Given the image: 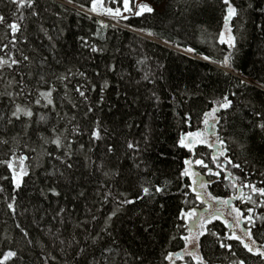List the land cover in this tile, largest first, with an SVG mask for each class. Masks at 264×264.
<instances>
[{"label":"trees","instance_id":"1","mask_svg":"<svg viewBox=\"0 0 264 264\" xmlns=\"http://www.w3.org/2000/svg\"><path fill=\"white\" fill-rule=\"evenodd\" d=\"M156 5H162L161 9H155V14H145L144 17H130L123 21L120 26L109 25L107 29L100 28L97 19L91 15L85 8L90 7V0H37V8L40 17H32L31 10L25 9L26 19L24 20L25 29L23 36L27 37V44H17L16 48L9 43L8 29L0 25V47L3 44H9V48L0 51V56L11 55L15 51L19 58L18 51L23 52L34 60L39 61L44 56L48 57L51 70L56 73H67L71 69L77 76L68 84V98H64L63 85L57 83V92L54 93L55 103L61 114L67 113L69 117L76 116L77 119L83 117L85 104L83 100L73 91L79 83H84L88 88V97L92 106L96 109L94 119H100L103 125L109 128H117L121 135L117 138L118 151L123 154L126 148L123 145L125 138L128 140H141L142 136L147 134L151 137V147L148 151L142 153V159L146 162L150 174L148 179L154 183H163L171 181V192L173 194L164 198L158 197L160 202L164 203V210L159 209L158 204L148 203L147 199L139 202L137 205L129 206L133 211H122L118 214L119 218L114 217L115 226L111 230L112 236L101 233L104 219L111 213L115 205L106 203L101 205L95 192L98 183L105 178L97 172L95 176L85 175L81 177L79 171L74 178V185H83L76 187L60 182L58 190L62 196L58 199L50 197L49 200L41 201L39 189L45 187L48 183L55 184L54 180H44L43 169L35 167L37 160L49 171H52L53 165L59 166V161H53L43 156H37L36 153H29L32 156V165L34 173L32 178H25L26 186L17 197L16 213H11L7 204L11 202L10 197L14 195L9 181H0L5 191L0 193V251L6 250L8 245L3 242L5 236L15 238L18 242L21 237L16 224L27 229L33 238L46 246V251L52 252L57 256V260L52 264H71V249L67 254H62L60 248L53 244L52 240L44 236L35 225V219L44 215L46 209L48 215L42 221V227L45 230L49 227H61L52 219L53 210L59 207H66L72 213L69 218L72 222L79 220L91 221V216L95 215V222L87 223V232L76 229L70 222L67 230L61 229L63 236L61 238L71 239L76 235L81 242L86 236L91 237L97 233L102 237L97 245L89 246V252L95 253V258L100 264H104L102 256L103 247H115L111 243L114 239L115 244L119 245L120 255L116 256L119 264H137L131 254L145 257L146 264H168L163 259L166 252H180L184 241L179 239L181 234L186 235V229H177L175 227L176 214L178 208L185 207L181 201L185 198L176 188V176L178 168L182 166V158L189 154L182 149L174 147V142L178 138L180 130L195 131L197 127H203L200 124L202 113L212 106L209 101L219 99L223 94L232 91L239 95L233 97L236 108L228 114L230 124L226 132V138L229 143V156L237 163L242 165L240 169H232L230 165L226 166V172H231L240 177L236 181L238 188L245 193L250 190L242 188L243 183L250 182L258 187H264L261 183L264 176V139L262 133L254 128L257 123L252 115L253 106L256 111H264V35L255 26L264 23V17L258 13H241L242 19L236 22V27L246 28L247 33L255 35V40L243 43L241 51L234 60V66L229 71L228 76H224L225 69H218L216 65L204 61L203 55L212 56L215 59H222L227 53L226 45L216 43L217 35L223 25L224 5L220 0H199V3L193 5L191 9H185L183 0H150ZM233 4L242 9H246L249 0H232ZM110 7L120 5L113 4L106 0ZM84 5V8L79 7ZM178 9H185L184 15H178ZM14 6L8 3V0H0V14H3L10 23L11 13ZM79 13V15H77ZM43 24L48 30V35L52 37L49 41L46 36L39 32V25ZM145 29L155 33L154 36H147L145 33L133 31L132 29ZM99 30V32H97ZM81 37L86 39L89 45H95L103 49L102 53H92L89 48L82 46ZM207 37V39L205 38ZM167 40L170 43L165 44ZM179 42L182 47H192L196 49V55L186 54L178 51L174 46ZM249 43L251 47H249ZM55 45L53 48L52 45ZM192 55V56H191ZM57 60L59 63H57ZM143 61V63H139ZM164 65L165 70L162 73L163 78L159 79L158 66ZM115 66L116 71L108 69ZM86 73L88 80L78 76V72ZM99 73V75H97ZM148 74L155 84L147 83L143 80L145 74ZM71 76V73H68ZM5 79L0 81V92L6 88V82L10 78L7 71L3 74ZM51 79H55L51 77ZM243 80L247 87H236L238 81ZM107 81L108 89L105 91V103L97 107L96 102L100 97V87ZM137 81L140 83L138 84ZM200 85L199 88L196 86ZM92 86L96 91L92 92ZM152 91L160 96V103L157 105L148 99ZM175 96V100H173ZM190 97V98H189ZM68 99L80 105L79 109H73ZM135 101V103H133ZM186 101V102H185ZM6 103V101H4ZM3 111V109H0ZM177 113L179 115H177ZM191 114L192 128L181 126L180 118L185 114ZM47 114V112H45ZM54 115V114H53ZM140 124V128L129 130L127 124ZM85 129L92 127L89 121L82 122ZM2 127V126H0ZM19 128V125L17 126ZM36 139L33 136V141ZM80 142L88 143V136L85 135ZM111 142V141H109ZM31 143V142H30ZM242 145L244 147H242ZM35 146V144H33ZM78 147V145H77ZM54 149V146H52ZM17 151H22L17 149ZM5 149L0 148V158L4 157ZM104 152L103 145L92 153V158L102 156ZM197 155L203 157L214 171H219L211 161V152L208 148L198 146ZM84 156L77 153L75 162L76 169H81ZM131 164V160H128ZM203 175L206 169H196ZM128 169L125 168V172ZM36 173H39L37 179ZM7 171L0 168V175H6ZM226 173H221L220 177L205 176L207 180L212 181L207 191L213 196L222 199H228L237 195V191L232 188L231 177L225 179ZM43 181V183H42ZM190 183V181H186ZM128 190V184L121 181L119 185L112 188L113 193ZM85 191L87 198L79 200L74 199L76 192ZM139 189L133 187L128 191L130 196H135ZM259 199V197H254ZM187 207L200 208L201 203L195 199V194L188 191ZM147 204V207L144 205ZM234 207L245 211L253 207L251 204L242 203L240 200L234 202ZM39 207L38 213L35 208ZM155 207L156 211L151 209ZM67 217V213L65 214ZM254 215H264V208H255ZM151 217L156 223L150 233L143 232V221ZM257 227L253 229L254 239L257 245L264 244V225L257 221ZM246 223L243 224L245 228ZM209 229L217 232L223 239L224 235L230 231L225 228L220 220H214ZM139 230V231H138ZM176 239H172V237ZM247 239V238H246ZM202 253L211 261V264H231L232 260L244 259L246 264H264L258 257L249 254L239 241L224 240L225 243L232 245V251L236 253L233 257L226 249L219 247V242L215 237L207 235L201 237ZM247 241V240H246ZM251 241H249V244ZM13 247H20L17 243ZM40 249L29 255L25 264H40L37 256ZM111 255H116L115 252ZM91 259V256H89ZM185 261L192 264L191 258ZM177 263V264H185Z\"/></svg>","mask_w":264,"mask_h":264},{"label":"snow or ice","instance_id":"2","mask_svg":"<svg viewBox=\"0 0 264 264\" xmlns=\"http://www.w3.org/2000/svg\"><path fill=\"white\" fill-rule=\"evenodd\" d=\"M105 2L106 0H90V7L85 8V11L98 16H107L117 23L120 20L127 21L130 15L139 18L144 17L145 14H155V8L146 3H138L133 6L132 0H110L111 3L120 5L113 8L105 7ZM8 3L14 6V10L11 13L12 20L9 23L6 16L0 14V25H4L8 29L9 43L15 49L17 44L28 43L27 37L23 36V31L26 27L23 23L26 19L24 10L30 9L31 16L36 18L40 17V12L37 8V0H8ZM68 3H73V0H68ZM183 3L185 9H191L193 5L199 3V0H183ZM220 3L225 7L223 25L218 32L216 43L226 45L228 51L222 59H215L209 55H203L201 58L216 65L218 69H225L226 71L223 75L227 77L229 71L233 69L234 60L241 51L243 43L256 39L255 35L247 33L246 28H237L236 22L242 19V11L245 14L249 12L258 13L260 17H264V0H249L246 9L236 7L232 0H220ZM79 7L84 8L85 6L79 5ZM185 9H178V15L183 16ZM124 13L130 15H125ZM97 23L100 28L107 29L109 27L108 24L102 21H97ZM255 27L259 29L261 35H264V23L257 24ZM38 30L49 41L52 40L43 24L39 25ZM132 30L145 33L148 36L155 35L150 30L135 28ZM205 38L207 39V37ZM81 40L82 46L89 48L92 53L103 52V49L95 45H89L88 41L83 37H81ZM164 43L169 44L170 42L165 40ZM174 46L178 51L190 53L193 56L197 54L196 49L182 47L179 42H175ZM52 47L54 48L55 45L53 44ZM249 47H251L250 43ZM8 48L9 44H3V47H0V51H5ZM17 51L19 58H17L15 51L11 55H6V57L0 56V81L5 79L3 75L5 71L11 74L6 82L5 90L0 92V109H3V111H0V126H2L0 127V148L5 149V158H0V168H4L7 171L6 175H0V181H9L12 191L15 193L10 197L11 202L7 204L8 210L13 214L16 213L17 197L26 186L25 178L31 179L34 173L31 163L33 158L29 153H36L38 157L43 156L53 161H59V166L53 165L52 171L44 167L39 160L36 162L35 167L43 169L44 180L51 179L55 181V184L48 183L45 187L39 189L41 201L49 200L50 197L59 199L62 196V192L58 190L61 181L73 186V191H75L76 187H83V185H74L77 171H79L81 177L85 175L92 177L99 172L105 178L103 182L98 183L95 196L101 205L106 203L115 205L111 213L105 217L103 227L100 230L101 233H106L109 237L112 236L111 230L115 226L114 217L119 218L118 214L122 211H133L129 206L137 205L147 199L148 203L158 204L159 209L164 210V203L157 198H164L173 194L171 192L172 182L154 183L148 179L150 170L146 162L141 158L142 153L148 151L151 147V137L145 134L141 140H128L125 138L123 145L126 151L121 154L118 151L119 144L117 139L121 135L120 131L115 127L104 126L103 122L98 118L92 119L96 109L89 100L88 88L84 83H79L73 89L86 106L83 117L81 119H77L75 115L69 117L67 113L62 115L58 110L54 98V93L58 90L56 82L63 85L65 96L62 99L68 98L70 91L68 84L77 76V73H73L71 69H68L67 73L53 72L47 56L36 61L33 57L25 54L22 49ZM57 63H59L58 60ZM139 63H143V61H139ZM108 70L116 71L115 66H111ZM164 70V65L158 66L159 79L163 78L162 73ZM68 73H71V76ZM78 76L85 81L88 80L86 73L83 71L78 72ZM51 77L55 79L53 80ZM143 80L150 84L156 83L147 73L144 75ZM137 83L139 84L140 82L137 81ZM241 86L247 87L243 80L238 81L236 84L237 88ZM108 87L107 81L100 87V97L96 102L97 107L105 103L104 93ZM196 87L199 88L200 85ZM96 90V87L92 86L91 91L95 92ZM238 95L237 92L232 91L228 94H223L219 99L209 101L212 106L209 110L202 113L200 120V124L203 127H197L195 131L180 130L178 138L174 142L175 148L185 150L189 154V156L182 158V166L178 168L176 176V188L185 197L181 201L185 207L178 208L176 214L178 223H176L175 227L178 230L181 228L186 229L187 234L179 236V239L184 241L180 252L169 251L164 255L163 259L168 264H175L177 260H184L185 257H190L192 264H211V261L201 251V237L207 235L215 237L219 242V247L226 249L233 257L236 256V253L232 251V245L225 243L224 240L239 241L249 254L258 257L261 262H264V244L257 245L253 232V229L257 227V221L264 225V215H254L255 208H264V187H258L250 182L243 183L242 188L250 190L245 193L236 184L240 177L231 172H226L227 165H230L232 169L243 171L242 165L229 156V143L226 138V132L230 124L228 114L235 110L236 105L233 97ZM148 99L157 105L160 103V96L155 91H152ZM173 100H175V96H173ZM68 103L71 104L73 109H79L80 107L79 104L71 99H68ZM177 115L179 114L177 113ZM252 115L257 120L254 128L264 134V111H256L255 106H253ZM191 119L190 113L183 115L180 118L181 126L191 129ZM84 121L91 122L93 126L85 129L82 126ZM18 125L19 128L17 127ZM140 126V124L135 123L127 124L129 130L140 128ZM85 135L88 136L87 144L80 142ZM33 136L36 137L34 141ZM261 138L264 139V135ZM102 145L104 149L103 155H98L96 159H93L91 154L100 149ZM52 146H54V149H52ZM198 146H203L210 150L212 164L219 171H214L203 157L197 155ZM242 147L244 146L242 145ZM17 149L22 151H17ZM78 152L84 156L81 169H76L75 158ZM129 159L131 160L130 165L128 164ZM125 168L128 169L127 172H125ZM197 168L206 169L207 171L202 175L201 172L196 170ZM221 173H226L225 179L231 177V186L238 194L228 199H222L208 192V199L206 200L204 195L197 190L203 189L206 191L211 184V181L205 180L204 176L220 177ZM36 175L37 179H39V173H36ZM260 175L264 176V172H261ZM122 180L127 182L128 190L113 193L112 188L119 185ZM186 181H190V183ZM261 183L264 184V180ZM133 187L138 188L139 191L135 196H130L128 191ZM4 191V187L0 186V193ZM188 191L195 194L197 201L206 205L202 211L195 207H187ZM254 197H259V199ZM81 198H87L85 191L76 192L74 199L79 200ZM233 200H240L242 203L251 204L253 207L247 208V214H245V211L232 206ZM208 201L218 206L222 205L225 208H230L228 214L233 216V222L224 219V213L220 211L219 207L214 211H210L212 204H209ZM144 207H147V204ZM35 211L39 213L41 209L36 207ZM151 211L155 212L156 208L153 207ZM47 215L48 212L45 209L44 215L35 219V225L44 236L49 237L53 244L60 248L62 254H67L69 249L72 250L70 256L71 264H100L95 258L94 251L89 252V246L97 245L102 238L99 233L91 237L86 236L83 242L78 240L76 235H73L71 239L61 238L63 236L61 229L67 230L68 224L72 222L69 219L72 213L66 207H59L53 210L52 219L61 226L55 227V230L53 227H49L47 230L42 227V221ZM96 220L97 217L92 215L91 221L79 220L72 222V226L76 229L82 228L84 232H87V223L95 222ZM214 220H220L225 228L230 230L229 233L224 235L223 239L217 232L210 230L208 227ZM155 223L156 221L151 217L145 219L143 221V232L150 233ZM244 223L247 226L242 231L247 241H251V244L246 242L241 236H238L235 231H232L234 227H239ZM16 228L19 229L21 239L18 242L14 237L5 236L3 238V242H6L8 247L6 250L0 251V264H25L29 255L35 252L37 247L40 249L39 253H37L40 264H52V262L57 260V256L52 252L46 251L45 244L35 240L27 229L21 227L19 223L16 224ZM172 239H176V237L174 236ZM17 243L20 244V247H13ZM111 243L115 245L114 248L106 245L103 247L101 254L104 257V264H119L116 259V256L120 255L119 245L115 244L114 239ZM113 252L116 253L115 256L111 255ZM129 255L132 256L137 264H146L145 257L131 253ZM89 256H91V259H89ZM65 264H68L67 260H65ZM124 264H127V260L124 261ZM185 264H188V262L185 261ZM231 264H246V261L244 259H235L231 261Z\"/></svg>","mask_w":264,"mask_h":264},{"label":"rangeland","instance_id":"3","mask_svg":"<svg viewBox=\"0 0 264 264\" xmlns=\"http://www.w3.org/2000/svg\"><path fill=\"white\" fill-rule=\"evenodd\" d=\"M138 3H146V4H148L149 6H151V7H154L155 9H161L162 8V5H156V4H154V3H152L150 0H132V5L133 6H135L136 4H138ZM105 7H110L109 6V4L108 3H106L105 2V5H104ZM113 8H115V7H113ZM91 16H94V17H96L97 18V21H102L103 23H106V24H108V25H114V26H120V24L124 21V20H120L118 23L116 22V21H114V20H112V19H110V18H108L107 16H104V15H95V14H93V13H90V12H88ZM125 15H130V14H128V13H124ZM130 17H134V16H132V15H130ZM144 36H148V35H144ZM147 38H149V37H147ZM149 39H151V38H149ZM186 54H189V53H186ZM192 56V55H191ZM202 191H203V193H204V195H205V197L208 199V197H207V193H208V191L206 190H203V189H201ZM224 208V211L223 212H226L227 211V209L225 208V207H223ZM227 216V220L228 221H232L233 222V216L232 215H229V214H227L226 215ZM237 231H238V233H240L239 231V227H234ZM242 238H244V236H241ZM247 240V239H246ZM248 243H249V241H247ZM251 244V243H250Z\"/></svg>","mask_w":264,"mask_h":264},{"label":"water","instance_id":"4","mask_svg":"<svg viewBox=\"0 0 264 264\" xmlns=\"http://www.w3.org/2000/svg\"><path fill=\"white\" fill-rule=\"evenodd\" d=\"M204 179L207 180L205 176H204ZM197 190L200 191V192L204 195V193H203V191H202L201 189H197ZM204 197H205V195H204ZM205 199H206V197H205ZM206 200H207V199H206ZM235 201H237V200H233V201H232V204H233ZM208 203H209V204H212L211 201H208ZM214 205L216 206V208L219 207V209H220V211H221V207H222V205H221V206H218V205H216V204H214ZM202 206H203V207H202L201 209H199V210H201V211L206 207V205H205V204H202ZM212 206H213V204H212ZM226 209H227L228 212H230V208H226ZM224 219L226 220V216H225V215H224ZM240 229H241V233L244 235V233H243V231H242V229H244V228L242 227V224L240 225Z\"/></svg>","mask_w":264,"mask_h":264},{"label":"flooded vegetation","instance_id":"5","mask_svg":"<svg viewBox=\"0 0 264 264\" xmlns=\"http://www.w3.org/2000/svg\"><path fill=\"white\" fill-rule=\"evenodd\" d=\"M214 208H215V207H212V208L210 209V211H213ZM222 211H224V208H222ZM235 232H236V234H237L238 236H241V234L238 233L237 230H236ZM187 258H188V257H185V259L183 260V262H184ZM180 261H182V260H180Z\"/></svg>","mask_w":264,"mask_h":264}]
</instances>
